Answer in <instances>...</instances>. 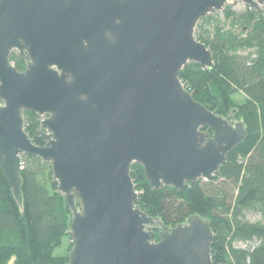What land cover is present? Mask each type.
I'll return each mask as SVG.
<instances>
[{
  "label": "water",
  "instance_id": "95a60500",
  "mask_svg": "<svg viewBox=\"0 0 264 264\" xmlns=\"http://www.w3.org/2000/svg\"><path fill=\"white\" fill-rule=\"evenodd\" d=\"M229 1L0 0V168L21 204L22 155L50 164L72 215L69 264H212L209 220L170 228L149 216L130 168L140 164L152 188L182 190L244 141L242 121L207 109L179 78L189 62L213 67L195 28ZM24 111L43 117V146Z\"/></svg>",
  "mask_w": 264,
  "mask_h": 264
},
{
  "label": "trees",
  "instance_id": "16d2710c",
  "mask_svg": "<svg viewBox=\"0 0 264 264\" xmlns=\"http://www.w3.org/2000/svg\"><path fill=\"white\" fill-rule=\"evenodd\" d=\"M195 35L212 53L214 65L189 62L179 78L207 109L242 121L246 137L212 177L182 190L152 188L143 167L133 163L137 205L170 228L194 214L209 220L212 264H264V5L260 11L225 6L202 18ZM10 62L18 71L25 69L17 51ZM42 118L23 112L24 130L39 146L44 143L35 132ZM201 130L210 132L206 126ZM22 162L21 204L0 168V264H69L72 215L51 166L29 154ZM252 215L259 218L251 220ZM151 240H159L158 230Z\"/></svg>",
  "mask_w": 264,
  "mask_h": 264
},
{
  "label": "rangeland",
  "instance_id": "374dc122",
  "mask_svg": "<svg viewBox=\"0 0 264 264\" xmlns=\"http://www.w3.org/2000/svg\"><path fill=\"white\" fill-rule=\"evenodd\" d=\"M234 0H231V1H229L225 6H231L233 9H235V10H242L245 6H246V4H244V3H242V2H239V1H235L234 3ZM231 3H233V4H231ZM264 5V4H263ZM263 5H261L260 6V8L262 9L263 8ZM221 12V11H220ZM231 123H235V121L236 120H234V119H230L229 120ZM250 218H251V220H256V219H258L259 217L258 216H256V215H252V216H250ZM67 249V246H66V244L64 245V248L62 249V251H64V250H66Z\"/></svg>",
  "mask_w": 264,
  "mask_h": 264
}]
</instances>
